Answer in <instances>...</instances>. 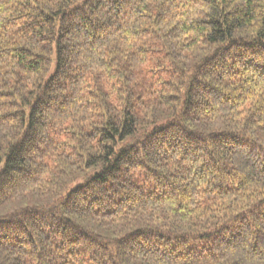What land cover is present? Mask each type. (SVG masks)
I'll list each match as a JSON object with an SVG mask.
<instances>
[{"label": "trees", "instance_id": "1", "mask_svg": "<svg viewBox=\"0 0 264 264\" xmlns=\"http://www.w3.org/2000/svg\"><path fill=\"white\" fill-rule=\"evenodd\" d=\"M6 206L0 264H264V0H0Z\"/></svg>", "mask_w": 264, "mask_h": 264}, {"label": "rangeland", "instance_id": "2", "mask_svg": "<svg viewBox=\"0 0 264 264\" xmlns=\"http://www.w3.org/2000/svg\"><path fill=\"white\" fill-rule=\"evenodd\" d=\"M150 64H151V63H149V65H150ZM144 68H145L144 71H147V69L149 68V66L147 65V66L144 67ZM140 178H141L140 175H135L134 178H133V180H134V181H138V182H139L138 184L141 185L142 183H141V181H140ZM6 208H9V206H6L5 208H3V209L0 210V216H1V215H4V214L6 213V211H7Z\"/></svg>", "mask_w": 264, "mask_h": 264}]
</instances>
